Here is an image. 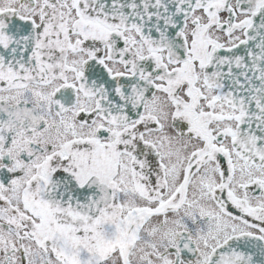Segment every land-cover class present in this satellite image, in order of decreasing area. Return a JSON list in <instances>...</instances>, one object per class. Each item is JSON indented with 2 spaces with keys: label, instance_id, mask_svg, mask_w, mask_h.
Instances as JSON below:
<instances>
[{
  "label": "snow or ice",
  "instance_id": "snow-or-ice-1",
  "mask_svg": "<svg viewBox=\"0 0 264 264\" xmlns=\"http://www.w3.org/2000/svg\"><path fill=\"white\" fill-rule=\"evenodd\" d=\"M0 264H264V0H0Z\"/></svg>",
  "mask_w": 264,
  "mask_h": 264
}]
</instances>
